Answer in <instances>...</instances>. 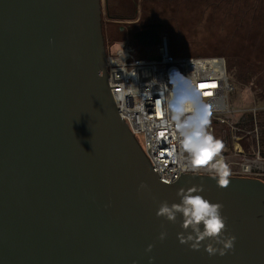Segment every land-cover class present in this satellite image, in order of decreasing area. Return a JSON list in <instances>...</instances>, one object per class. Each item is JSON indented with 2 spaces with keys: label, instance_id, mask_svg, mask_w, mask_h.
Instances as JSON below:
<instances>
[{
  "label": "water",
  "instance_id": "obj_1",
  "mask_svg": "<svg viewBox=\"0 0 264 264\" xmlns=\"http://www.w3.org/2000/svg\"><path fill=\"white\" fill-rule=\"evenodd\" d=\"M158 27L133 39L158 46ZM107 77L101 0H0V264H264V181H160ZM192 186L223 205L224 255L156 214Z\"/></svg>",
  "mask_w": 264,
  "mask_h": 264
},
{
  "label": "built area",
  "instance_id": "obj_2",
  "mask_svg": "<svg viewBox=\"0 0 264 264\" xmlns=\"http://www.w3.org/2000/svg\"><path fill=\"white\" fill-rule=\"evenodd\" d=\"M135 32L126 31L114 54L106 47V72L108 85L119 117L124 119L140 147L149 159L159 180L170 184L181 173L213 175L208 164L222 159L227 165L228 177L255 178L264 181V155L258 115L264 107L233 108L228 95L233 85L227 76L224 57H175L170 54L166 34H160L159 60L142 57L136 51ZM176 72V73H175ZM171 77V78H170ZM118 86V87H117ZM189 87L198 98L212 104L208 131L222 147L208 164L196 172L180 170V147L172 128L162 121H170L171 112H165L174 92ZM129 89H132L130 92ZM160 114H157V105ZM191 113H185L184 117Z\"/></svg>",
  "mask_w": 264,
  "mask_h": 264
},
{
  "label": "clouds",
  "instance_id": "obj_3",
  "mask_svg": "<svg viewBox=\"0 0 264 264\" xmlns=\"http://www.w3.org/2000/svg\"><path fill=\"white\" fill-rule=\"evenodd\" d=\"M129 91L131 92L132 89ZM212 107V104L202 102L196 95L195 89L189 87L174 92L168 101L165 112H171L170 121H162L161 126L167 124L172 128L174 122L173 135L179 141L181 171L196 172L200 167L208 164L210 158L222 147V142L214 139L208 131ZM186 112L191 114L181 119ZM157 114H160L159 104ZM208 166L214 172L218 186L228 184L229 171L222 159ZM140 187L145 188L146 185L141 184ZM201 191L198 186L178 189L179 202L170 205L166 201L162 202L156 214L171 222L176 221L178 214L181 216L180 227L187 232V235L184 232L177 234L180 243L191 242L190 247L198 250L202 242L211 241L205 245V251L210 256L217 253L224 255L226 251L233 249L235 237L226 234V217L221 211L223 205L205 198L200 194ZM189 229L191 231H188ZM165 237L166 232L162 231L160 239L163 240Z\"/></svg>",
  "mask_w": 264,
  "mask_h": 264
},
{
  "label": "trees",
  "instance_id": "obj_4",
  "mask_svg": "<svg viewBox=\"0 0 264 264\" xmlns=\"http://www.w3.org/2000/svg\"><path fill=\"white\" fill-rule=\"evenodd\" d=\"M112 1L117 4L121 13H132V11H134V3L136 0ZM221 2H225V4L221 5ZM176 3L179 4L178 14H180L182 4L180 1H177ZM169 4L168 0L159 1L158 11L160 12L161 8H163L161 15L163 14V17H165L168 22L166 35L169 52L172 56H219L225 58L226 66L228 63L230 66V61L237 58H234V56L231 55L233 50L241 49V51L244 52H253L256 51L254 46H260L262 50L264 48V0H191L189 3L188 16L182 17L180 15V17L175 20L173 15L167 17V13L171 11L170 9H173L172 11H174L173 6H169ZM145 7H150L148 1L143 3V8L145 9ZM238 7L242 8V11L239 10ZM244 15L245 19L243 22ZM221 25L223 26L222 30L219 28ZM196 26H198L197 28L202 36H207V34L215 36L213 34L215 32H224L223 40H221L218 47L213 46V48L211 47L212 49L210 48L214 51L208 49L206 52L202 53L203 55H184L183 53L186 52L190 54L188 36L189 33L192 32L191 28L195 30ZM255 32L260 33L257 38ZM220 35H222V33ZM215 42L216 41H214V43ZM209 45H211L210 41ZM257 98L260 100L259 105L264 107V95L259 94ZM258 123L261 131V145L264 155V111L259 114Z\"/></svg>",
  "mask_w": 264,
  "mask_h": 264
},
{
  "label": "rangeland",
  "instance_id": "obj_5",
  "mask_svg": "<svg viewBox=\"0 0 264 264\" xmlns=\"http://www.w3.org/2000/svg\"><path fill=\"white\" fill-rule=\"evenodd\" d=\"M224 4L225 2H221V5ZM238 9L242 11V8L238 7ZM101 10H102V33H103L105 47L107 48L111 47V53L114 54L115 51L120 46V42L124 38L125 34L124 32H120L117 29L118 25H121V23L112 22L113 20H109L104 16L103 14L104 0H101ZM244 19H245V15L242 20L243 22ZM197 27L198 26L195 27V30L191 28L192 32H190L188 36L189 37L188 43H190L189 44L190 54L186 52L183 53L184 55H191V56L198 54L203 55L202 54L203 52H206V50L208 49L211 50L213 46L218 47L221 40H223L224 32H215L213 33L215 36H211V34L210 35L207 34V36H202ZM219 28L222 30L223 26L221 25L219 26ZM163 33L166 32H161V34ZM221 33L222 35H220ZM259 34H260L259 32H255L256 38L258 37ZM209 41L211 45H209ZM214 41L216 42L214 43ZM135 47H136V51L142 57L148 58L158 53L157 46L143 47V46H139L136 43ZM254 47L256 48V51L253 52H244L241 51L240 49V50H233V53H231V55L234 56V58L235 57L237 58L230 61V66L229 63L227 65L228 66L227 76L229 82L233 85V90L228 95V102L230 107L233 108L249 107L252 104H257L258 106H261L259 105L260 100H258L257 96L259 94L264 95V48L262 50L260 46L259 47L254 46ZM135 139L140 145V139L138 138V136L135 137Z\"/></svg>",
  "mask_w": 264,
  "mask_h": 264
},
{
  "label": "flooded vegetation",
  "instance_id": "obj_6",
  "mask_svg": "<svg viewBox=\"0 0 264 264\" xmlns=\"http://www.w3.org/2000/svg\"><path fill=\"white\" fill-rule=\"evenodd\" d=\"M145 1L149 2L150 4L149 8L147 7H145V9L143 8V3ZM159 1L162 0H136V2L134 3V7H135L134 11L131 10L132 13H121V10H119L115 2H113L112 0H104L103 14L109 20H113L112 22L121 23V25H118L117 27V29L120 32H126V31L136 32L140 30L143 26L157 24L160 25V27L157 28V31L159 32L160 35L161 32L167 31L168 22L165 19V17H163V14L161 15L163 8H161L160 12L158 11ZM168 1L170 3L169 6H173L174 11H172L173 9H170L171 11L167 13V17H171L173 15L175 20L178 17H180V15L182 17L188 16L189 3L191 0H168ZM177 1H180L182 4V10L180 14H178L179 4L176 3Z\"/></svg>",
  "mask_w": 264,
  "mask_h": 264
}]
</instances>
